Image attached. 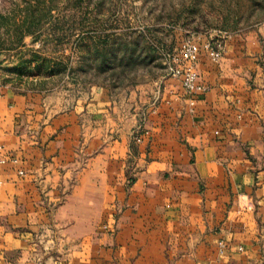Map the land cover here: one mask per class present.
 <instances>
[{
	"label": "crops",
	"instance_id": "0c3cea01",
	"mask_svg": "<svg viewBox=\"0 0 264 264\" xmlns=\"http://www.w3.org/2000/svg\"><path fill=\"white\" fill-rule=\"evenodd\" d=\"M193 70L112 142L103 91L51 113L3 81L0 264H264V23Z\"/></svg>",
	"mask_w": 264,
	"mask_h": 264
},
{
	"label": "rangeland",
	"instance_id": "374dc122",
	"mask_svg": "<svg viewBox=\"0 0 264 264\" xmlns=\"http://www.w3.org/2000/svg\"><path fill=\"white\" fill-rule=\"evenodd\" d=\"M263 23L264 0H0V79L44 94L51 113L103 91L112 142L111 123L146 118L184 41Z\"/></svg>",
	"mask_w": 264,
	"mask_h": 264
},
{
	"label": "built area",
	"instance_id": "2783aa9c",
	"mask_svg": "<svg viewBox=\"0 0 264 264\" xmlns=\"http://www.w3.org/2000/svg\"><path fill=\"white\" fill-rule=\"evenodd\" d=\"M229 35L219 36L217 38L205 39L202 42L193 39H187L180 47L179 53L171 56L168 70L171 76L180 79L183 89L188 94L204 93L208 90V86L200 79L199 75L193 70V65L202 52L214 62H219L225 52V43ZM4 83L0 79V100L4 95ZM147 130H142L141 135L136 137V141H142ZM16 162L17 159L13 158ZM1 162H5L2 160ZM22 173V172H21ZM227 248L225 241H220V253L223 254Z\"/></svg>",
	"mask_w": 264,
	"mask_h": 264
}]
</instances>
